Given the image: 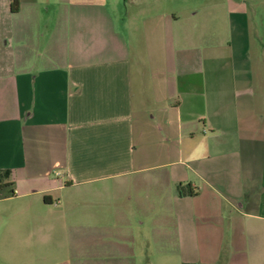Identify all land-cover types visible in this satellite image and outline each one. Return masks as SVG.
<instances>
[{"label": "crops", "instance_id": "1", "mask_svg": "<svg viewBox=\"0 0 264 264\" xmlns=\"http://www.w3.org/2000/svg\"><path fill=\"white\" fill-rule=\"evenodd\" d=\"M13 3L0 0V172L16 193L0 196L14 203L0 209V253L53 212L85 223L52 207L65 192L121 208L133 190L138 223L158 232L149 251L264 264V0Z\"/></svg>", "mask_w": 264, "mask_h": 264}, {"label": "rangeland", "instance_id": "2", "mask_svg": "<svg viewBox=\"0 0 264 264\" xmlns=\"http://www.w3.org/2000/svg\"><path fill=\"white\" fill-rule=\"evenodd\" d=\"M8 192L9 189L0 194L5 195ZM139 193L144 196L143 192ZM131 195H136V192L130 190L124 199V205L119 208V203H110L115 200L112 195H100L94 189L65 192L64 197H59L60 203L57 199L52 207L66 211L67 216L72 212L71 216L82 218L81 215L85 213L86 217L89 216L85 223L71 221L69 218L62 219L61 213L53 212L50 216L58 220L45 222L44 230L37 239L28 231L12 230L10 240L4 247L6 253H0V264H182L185 257L176 255L174 250L170 254L165 251L168 246L158 245V242L149 251L147 239L152 233L158 232L152 228L148 219L143 225L138 223L134 215L137 208L130 200ZM64 200L71 202L66 209L63 206ZM13 205V202L3 203L0 209L7 207L12 210ZM119 211L126 214L121 223ZM83 227L86 228V233L89 232V240H83L79 235L80 228ZM119 234L140 239L141 252L137 251L136 256L121 255L117 248L119 241H114V237H119ZM125 256L130 260H124Z\"/></svg>", "mask_w": 264, "mask_h": 264}, {"label": "trees", "instance_id": "3", "mask_svg": "<svg viewBox=\"0 0 264 264\" xmlns=\"http://www.w3.org/2000/svg\"><path fill=\"white\" fill-rule=\"evenodd\" d=\"M18 0H14L13 6H12V11L13 12H18L19 8L17 5ZM11 176L10 171H5V172H0V193L4 192V190L9 189L8 194H5L9 197H14L15 196V190H14V184L9 182V178ZM178 193L181 197H186V196H194L195 193L192 189L186 190L185 188L179 187L178 188ZM0 196H4L1 195ZM45 202L48 204H51L52 201L49 197H45Z\"/></svg>", "mask_w": 264, "mask_h": 264}]
</instances>
